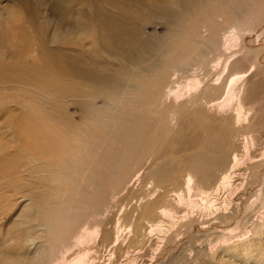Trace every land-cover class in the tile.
Instances as JSON below:
<instances>
[{
  "label": "rangeland",
  "instance_id": "374dc122",
  "mask_svg": "<svg viewBox=\"0 0 264 264\" xmlns=\"http://www.w3.org/2000/svg\"><path fill=\"white\" fill-rule=\"evenodd\" d=\"M145 1L160 2V0ZM238 1L239 3L235 5L238 15H241L244 9L249 12L254 9L247 15L249 17L247 20L249 19L250 22L242 21L241 27L249 30H258V28L260 30L262 27L259 37L260 43H264V1H257L261 14L257 7H253L255 6L253 3L248 6L249 0ZM184 2L187 10L181 8L178 14L163 18L132 1L74 0L75 8H81L89 16L85 19L89 33L81 37V29H77L75 18L67 20L66 15L62 16L53 9L52 4L55 0H0V264L2 262L5 264L10 258H16L21 253H26L27 261L31 260L30 252L34 248H31L30 252H25L30 248L26 246L23 238L29 230L33 233L37 232V227H32L33 230L31 227L25 229L17 224L21 220L22 210L26 204L31 205L28 214L39 213L43 221L51 220L61 212L62 215L65 213L70 218L67 225L66 223L50 224L55 232L52 235L46 233V238H51L53 242L61 236H73L85 227L91 229L95 224L100 225L102 229L100 237L93 244L91 243V246L98 251L100 264L108 262L113 240L112 233H115L117 221L120 219L124 232H122L121 244L116 248L115 261H122L129 253L131 257L141 261L140 263L143 261L146 263L151 256L152 245L158 241L159 234L157 232L151 234L155 240L153 243L147 241L150 236L147 233L144 238L146 246H144L140 240L142 238L133 239V230L138 224L160 220L159 209L164 201L163 197L173 196V190L177 188L176 180L184 177L187 159L203 150H207L210 154L212 153L208 150L232 152L244 138L243 134L246 130L247 132L251 130L250 135L264 139L262 134L264 133V67H257L244 83L246 101L258 108L252 125L250 124L245 130L234 126L231 121L223 123L219 119L211 118L207 110L201 107L192 108L189 114L183 116L182 124L176 128L168 124V106L160 103L158 93L169 83L168 78L173 69H179L180 80L192 72L201 77L206 75V86L215 89H211L204 100L206 97L207 100L218 98L223 92L218 89L219 85L215 79L222 72L224 64L207 69V72L202 69L210 62L213 64L218 61L219 56L225 58L229 54L224 53L223 50H210L207 45L209 40L207 41L206 38L204 40L199 33L205 24L210 23L212 32L220 38L223 29L231 26L230 20H234V17L230 16L226 24L217 23L216 11L212 7L213 0H196V2L184 0ZM31 7H35V10L40 12L37 20L31 19ZM171 7L177 8L174 4H171ZM96 12L103 15L107 23L126 28L133 26L139 28L141 35L151 47L149 54H144L143 64L139 67L127 62L124 64L119 57L109 56L105 51L98 49L100 47L95 46ZM68 22L74 29L70 27L68 32L72 31V33L67 35L64 29ZM56 29L60 32H56ZM95 48L101 58H96L95 53L92 52ZM256 53L250 51V57L246 55L248 61L244 59L245 53L237 58L233 62L232 70L225 76L224 82L234 71H247ZM74 56L86 59L90 63L93 60L101 61L106 67L105 70L122 80L127 89L117 91L120 97H114L113 101H110L113 97L110 94L95 92V99L84 95L85 86L79 80L63 74L66 67L59 59L60 57L71 59L75 58ZM157 63L168 69L166 74L160 67V90L155 86L154 78L149 77V74L157 75L159 70L146 71L156 69L151 67ZM66 84L75 86L78 92L65 93ZM139 84L142 86L141 94L137 93L138 88L135 89V85ZM88 90L94 92L92 88ZM130 91L134 94H130ZM94 116L100 119V123L90 119ZM37 118L40 120H36ZM36 123L42 125L43 134H49L51 129H57L58 132H54L55 136L57 134L55 138L62 145L53 152L56 156L43 149L40 150L35 145ZM87 127L90 128L89 131ZM237 130L240 132L238 133ZM68 137L70 141L81 145L80 149L84 154L82 162L78 163L76 168L79 171L67 169L74 177L76 176L77 181H66L55 176V170L60 166L57 154L69 152L66 147ZM41 139L44 140V136ZM135 143H138V146ZM205 145L208 149H205ZM140 173L142 176L139 178ZM109 185L111 188L114 187L112 191ZM96 186L98 189L101 188V191L95 188ZM102 192L110 196L107 197ZM106 198L112 200H110L112 203L107 204L108 209L107 205L104 207L101 205ZM82 206L85 210L81 208ZM99 206L100 212L92 216L90 213L92 208L95 210ZM130 226L132 230H129ZM45 228L47 229L48 226ZM181 230L184 231V228ZM177 238L178 235H175L172 241ZM138 251L140 252L137 253ZM238 256H241L237 260L241 264H264V235L254 257H250V253H241Z\"/></svg>",
  "mask_w": 264,
  "mask_h": 264
},
{
  "label": "bare ground",
  "instance_id": "6f19581e",
  "mask_svg": "<svg viewBox=\"0 0 264 264\" xmlns=\"http://www.w3.org/2000/svg\"><path fill=\"white\" fill-rule=\"evenodd\" d=\"M111 1L114 2L116 0ZM125 1H132L137 5L143 6L144 9L150 11L151 13L155 12L156 14H159L163 18L169 15L178 14L181 8L187 10L184 0H160V2L157 3H154L155 1H152V3H147V1L145 0ZM193 1L196 2V0ZM249 1L250 2L248 6H251L252 4L250 3H253L255 5L253 7L256 8L257 1L259 0ZM213 3L214 5H212V7L215 9L214 11H216L215 18L217 23L226 24L230 16L234 17V20L229 19L231 22V26L223 29L222 36L219 35L220 38H217L216 35L212 32V25L210 23L205 24L202 27L200 33L198 32L202 35V37H204V40L205 38L207 39V41L209 40L207 45L210 50H223L224 53L229 54L225 58L223 56H219L220 58L218 59V61L213 62V64L210 62L211 64H208L209 67L205 66L202 69L207 72V69L219 67L222 63L224 64L222 72L218 75L217 79H215L219 85L218 89L223 90V92L218 98L207 100L206 97V100H204L206 94L211 91V89H215L211 86H206V75L201 77V75L192 72L183 80H180L179 69H173L168 78L170 79L169 83L166 84L164 89L161 90V92L159 91L158 93L160 103L164 105L166 104V106H168V124H170L172 128H176L177 126L182 124L183 116L187 113L189 114V111L192 108L195 109L201 107L207 110L208 115L211 118L219 119L223 123L231 121L234 126L245 130L250 126V124L252 125V122L254 121L258 111V108L256 106H251V104H248V102L246 101V98L244 96V83L248 81L251 73L255 71L257 67H264V43H260L259 37L262 27L260 26V30L259 28L258 30H249L247 28L241 27V24L243 22H247L249 20H247V15L254 11V9L251 12L245 11L244 9V12H242L241 15H238L237 11L235 10V5L239 3L238 0H213ZM171 4L176 5L177 8L171 7ZM52 5L55 11L61 13L62 16L66 15L67 20L75 18V21L78 24L77 29H81V34L79 33L81 37L82 35L89 33L88 28L85 25V19H87L89 16L81 8H75L76 4L74 3V0H55V3ZM31 8V19L37 20L39 18L38 15L40 14V12L39 10H35V7ZM256 9L259 11L258 7ZM97 12L95 16V26L97 32V37L95 36L94 38L95 46L100 47L97 48L105 51L109 56L119 57L120 60L124 62V64H126L125 62H127L129 64H135L138 67L139 65L143 64L145 59L144 54H149L151 47H149V43L144 38V36L141 35L139 28L136 26L126 28L122 25L119 26L118 24L107 23L105 17ZM66 25V29L64 30L68 35V33H72V31L68 32V30H70L69 28L72 26L69 22ZM56 32L60 31L56 29ZM61 34H63V32ZM255 38L256 41H254ZM234 48H236L235 51H233ZM250 51H254L255 53L257 52L254 57L255 61L253 60L251 67L248 70L246 69L247 71H234L230 74V76L228 75L227 80L224 82L225 76H227V74L232 70L233 62L244 53L246 57L244 59H247V56L250 57ZM92 52L95 53L96 58H101L97 54L98 50L96 48L92 50ZM204 55L205 54H203V56ZM59 59L62 63L65 64L66 67L65 71H63V74H67L68 76L79 80L81 84H83L86 88L84 95L89 96L91 99L96 98L95 92H97L112 95L113 97L110 101H113L114 97H120L118 96L117 91H124V89H127V87L122 83V80H119V78L115 74L109 73L105 70L106 67H104L101 61L93 60V62L90 63L89 61H86V59H83L81 57H75L71 59L60 57ZM200 61H202V58L200 59ZM246 61H248V59ZM160 64L157 63L151 67H156V69L153 68V70H146L147 72L159 70L158 72L156 71L158 74H154L155 76H151L149 74V77L154 78V81L156 83L155 86H157V89L159 90L160 67H162V64ZM162 68V71L167 74L168 69H166V67ZM209 72L210 71H208V73ZM161 77L163 76L161 75ZM182 77L183 75L181 76V78ZM218 85L216 87H218ZM65 86L66 87L63 88L64 92L67 94L78 92V90L75 89V86L67 84ZM89 88L94 89V92H90V90H88ZM135 89H137L136 91H139L137 93H140L142 86H140V84L135 85ZM129 93L134 94L133 91H130ZM107 106L108 105H106V108ZM112 110L114 109L112 108ZM90 119L97 123H100V119L97 117L95 118V116ZM36 120H40V118H37ZM39 123H36L35 125V134L37 136V138L35 137V145H37L40 150L43 149V151H46L53 155V152H55L56 149L62 145L60 141L58 142L55 138L57 137V134L55 136L54 132L57 131V129H51L49 131V134H43V132H41L42 125ZM55 126L57 127V125ZM229 126L230 125H228V127ZM88 128L89 127H87V129ZM136 128L138 129L137 126ZM237 132L239 133L240 130H237ZM249 132H247V130L244 132V138L239 144L236 145V148L232 152L208 150V152L210 151L212 153L210 154L207 153V150H203L197 152L192 157L187 159V166L185 165V170L183 169L184 177L176 180L177 183L175 185H177V188L173 190L174 198L172 199L173 196L170 197L171 195L169 197H166L165 194V196L163 197L164 199L162 198L164 201L159 209L160 220L148 223L145 222L146 224L143 225L138 224L133 230V239L139 240V238H142L140 240L143 242L144 246H146V241H144V238H146L145 236L147 235V233L150 234V236H148L147 238V241L153 243H155V240L152 238L151 234L156 232L159 234L157 243L152 245L153 248L150 252L151 256L148 259V262L144 263L143 261L142 263H140L141 261L139 262L135 257H131L129 253H127V255L125 256L126 258L122 261H115L116 248L119 246V244H121V237L123 235L122 232H124L123 223L119 219L114 230L115 233L111 232L113 236L111 244L112 246L109 249L110 254L108 262L105 264H241L239 261H237L238 259H240L241 256L238 255H240L241 253H250V257H254L255 252H257L258 248H260L262 237L264 235V139L262 140V138L254 137L250 135ZM59 134H61V132H59ZM42 136H44V140L41 139ZM115 136L116 135H114V137ZM136 136L140 137L141 135ZM71 141L68 137L66 147L68 148L67 150H69V152H67L66 154H57V158L60 161V166L56 168L55 176L66 181H77L78 179H75L76 176L74 177L73 173H70L67 169L72 168V170H77L76 168L78 167V163L82 162L84 154L80 149L82 148L81 145L78 142ZM124 141H126V139H124ZM114 143L116 144L119 142ZM135 144H137L138 146V143ZM207 145H205V149L207 148ZM53 156L56 155L54 154ZM127 157L129 156L127 155ZM131 161L132 160L130 158V162ZM77 171H79V169ZM124 173H126V171H124ZM140 176H142V173H140L138 177L140 178ZM97 186L95 188H97ZM106 186L107 185H104V187ZM109 188L111 189V191L112 189H114V187L111 188V186ZM108 190L109 189H107V191ZM102 194L106 193L102 192ZM111 199L113 200V198ZM110 200L106 198V200H104L105 202L101 204L102 207L106 206L108 202L112 203V200ZM98 204L100 205V203ZM108 207L109 205H107V209ZM81 208L84 209L83 206ZM98 208H100V206L95 208V210H93L92 208V211L90 212L92 216H95L100 212L101 208ZM23 209L24 210H22L23 214L21 215V220H19L17 224L21 227H25V229H27V227H37V232L34 231L35 233H33L29 230L27 231L28 233L25 234L24 238L22 237L26 246L28 245L27 247L30 248L26 251L24 250L25 252H30L31 248H34V250H32L33 253L30 252V254H32L31 260L27 261L25 259L27 258L26 253H21L16 258H10L7 262H5V264H100L98 260V251L91 246V243L93 244V242H95V240L99 239L100 237L102 230L100 225L95 224V227L91 229L85 227L82 230H78V232L73 236H61L57 241L53 242L51 241V238H46V233L52 235L53 232H55L51 228L50 224L54 223V225H56L58 223H66L67 225V221L68 219L70 221V218L67 217L65 213L62 215L61 212L59 214H56L54 218L52 217L51 220L43 217L45 220L47 219V221H43L39 213L28 214V212H30L31 210V205L26 204ZM102 211H104V209ZM53 219L54 221H52ZM99 219L100 218H98V220ZM74 221H76V219H74ZM78 223H80V220ZM47 226L48 230L45 228ZM183 228L184 231L181 230ZM129 230H132L131 226ZM175 235H178V238L172 241ZM140 250L144 251L143 249ZM139 252L140 251H138L137 253ZM175 253H177V255H175ZM141 254L142 253H140V255Z\"/></svg>",
  "mask_w": 264,
  "mask_h": 264
}]
</instances>
